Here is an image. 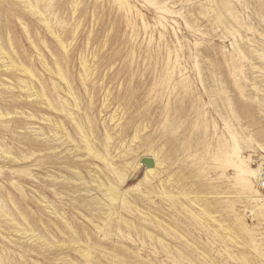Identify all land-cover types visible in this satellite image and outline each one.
Masks as SVG:
<instances>
[{
	"label": "rangeland",
	"instance_id": "obj_1",
	"mask_svg": "<svg viewBox=\"0 0 264 264\" xmlns=\"http://www.w3.org/2000/svg\"><path fill=\"white\" fill-rule=\"evenodd\" d=\"M32 1L46 6L44 14L23 0H0V46L13 61L0 59V146L9 153L0 155V201L29 230L0 216L6 264H264V0H220V19L214 0ZM21 79L32 88L20 87ZM71 112L97 149L108 144L114 161L133 172L124 188L147 167L129 163L162 161L131 203H116L129 223L72 193L84 186L67 179L80 171L89 178L92 163L111 168L87 155ZM49 117L65 124L77 151L58 147ZM71 159L77 171L65 169ZM183 187L201 195L206 213L164 193Z\"/></svg>",
	"mask_w": 264,
	"mask_h": 264
},
{
	"label": "bare ground",
	"instance_id": "obj_2",
	"mask_svg": "<svg viewBox=\"0 0 264 264\" xmlns=\"http://www.w3.org/2000/svg\"><path fill=\"white\" fill-rule=\"evenodd\" d=\"M21 1V0H20ZM37 1V0H36ZM214 2H216L215 4L216 5V8L218 10V17L219 19L220 18H225L226 17V14H225V11H224V6L222 5V2L220 0H214ZM23 3H25L24 6L26 7H29L33 10H35V12H37L38 14L42 15L44 14V9L46 8V6H44L45 8H42L41 6H39L35 1H32V0H23ZM30 9V10H31ZM217 17V19H218ZM45 18V19H44ZM43 20L45 23H48V19H46V17H44ZM50 23V22H49ZM51 27V23L49 25ZM49 27V28H50ZM59 33H55L56 36H58ZM60 36V35H59ZM58 36V37H59ZM0 59L1 60H5V59H8V62H10V64H13V61L11 60V57H10V54L9 52H6L3 50V48L0 46ZM10 59V60H9ZM15 63V62H14ZM18 63V62H17ZM19 64V63H18ZM21 65V64H20ZM86 65V64H85ZM22 69V68H21ZM25 73L29 74V76L33 75L32 74V70H30L29 68H23V70ZM57 71V70H56ZM60 72V71H59ZM28 76V75H27ZM208 76H210L212 79L215 78V75L213 72H210L208 74ZM62 77V76H61ZM65 78V77H64ZM28 79V78H27ZM30 80V79H28ZM26 79H21V83L20 81L18 83H20V87H22L23 89H27V91L29 89H31V82ZM64 80V79H63ZM67 81V80H66ZM215 81V80H213ZM37 82V81H36ZM17 84V83H16ZM14 84V85H16ZM17 86V85H16ZM19 86V84H18ZM61 87V86H60ZM21 88V89H22ZM34 88V87H33ZM71 88V87H70ZM36 89V88H35ZM41 89V88H40ZM42 89H45L42 87ZM69 89V88H68ZM67 89V90H68ZM213 92L215 94L218 95V98H219V102H220V106L224 109V111L229 114L230 116H232L233 114V107H232V104H231V101H229V99H227V96H225V94H223L221 92V89L220 87L218 86V83L215 82L213 84ZM39 91V90H38ZM26 92V91H25ZM35 92V91H34ZM37 92V91H36ZM45 92H46V89H45ZM68 92L70 93V90H68ZM38 93V92H37ZM44 94V91H40L38 95L40 94ZM47 93V92H46ZM36 95V94H35ZM73 96V95H72ZM71 96V97H72ZM44 97V96H43ZM48 98V96H47ZM39 99V98H38ZM74 99V98H72ZM70 100V99H69ZM66 102V101H65ZM46 105V104H45ZM69 105V104H68ZM51 106L53 108V105L51 102H49L48 104V107ZM70 106V105H69ZM72 107H78V102H76V99L73 100L72 104H71ZM55 110H57V108H53ZM72 109V108H71ZM18 112V111H17ZM76 112V111H75ZM75 112H71L70 115L71 118L75 121L76 125L78 126L79 129H81L83 132L82 136L84 138V141H85V146L87 148V155L89 156L90 154L91 155H94V156H97L99 158H101L100 160H103V162L105 161V163L110 166L111 168V172L108 173L106 172L99 164H95V163H92L93 167L91 168H88L89 171H87V173L90 175L89 178H87L86 175L83 174V172L80 171L79 173V176L78 178L76 179H73V178H69L67 179L69 182L67 183H75L76 181H81L83 184V188L81 190H74V192L72 193H83L85 194L87 197H90L91 200H93L95 202V206L97 205V208H95V210L98 211V213H101V214H105L106 215V218H110L111 216L113 215H116L115 218H119L121 220H123L125 223H129V219L126 218L116 207V203L118 202H121V203H131L130 201V197H131V193L133 191H136L138 188H140V186L146 184L147 182L150 181L151 177L154 176L155 174H157L158 172V169L160 168V166L162 165V161L160 159H155L154 160V165L153 166H149V167H146V171L143 175V177L139 178L137 180L136 183H134L133 185H131V187L129 188H124V183L132 176L133 172H131V170L124 164V165H120L118 163H116L114 161V158H115V155H113L111 153V150L109 149V145L106 144L105 147H104V151L102 152L101 150L97 149V145L95 143V141L91 138V135H90V132L88 131V129L81 123V119L78 118L77 114ZM20 113L22 114H27V112H23L21 111ZM82 114V113H81ZM80 114V115H81ZM0 115L1 114V111H0ZM32 115V113H31ZM45 116V115H44ZM69 116V117H70ZM31 117H36V118H39V119H42L44 118L45 120V117H39L37 115H32ZM50 118V117H49ZM54 117H52V119L50 118L49 120L52 121L54 123V132H55V136H58V147H65L66 150L69 149L70 151H77L78 149V143L76 141V139L71 135L69 134V131H66L67 128L64 127L63 123L57 119H53ZM83 119V118H82ZM47 120V119H46ZM85 120V119H83ZM82 120V121H83ZM86 121V120H85ZM88 121V120H87ZM87 123V122H86ZM89 126H90V123H89ZM67 127V126H66ZM89 128V127H88ZM28 129H36V131L39 132H42V135H44L45 137H51L48 135V132L45 130V128H43L42 126H34V125H30L28 126ZM65 129V131H64ZM92 129V128H91ZM90 130V128H89ZM59 131H64L65 134L64 135H60V132ZM38 134V136H39ZM91 134H92V130H91ZM41 135V136H42ZM94 135H92L93 137ZM43 137V136H42ZM44 137V138H45ZM111 138V137H109ZM38 139V137L36 138ZM41 139V138H40ZM57 140V139H55ZM81 147V146H80ZM57 148V147H55ZM71 152V153H72ZM86 152V151H85ZM9 153L8 151L1 147L0 146V155L2 156H7ZM81 159V158H80ZM82 160V159H81ZM131 165L132 168H135V167H138L139 165H144L142 163V160L139 161V163H129ZM90 165V164H89ZM245 165L247 167H250V162L249 161H245ZM77 165L76 163H74L73 159H71V161L65 163V169L68 170V171H74L76 170L77 171ZM81 169V168H80ZM82 170V169H81ZM86 173V174H87ZM65 174V173H64ZM78 174V173H77ZM67 175V174H66ZM71 175V174H70ZM73 175V174H72ZM62 176V175H61ZM63 177V176H62ZM75 177V176H74ZM57 178V177H55ZM67 178V177H66ZM66 178L64 177V179L66 180ZM76 180V181H75ZM163 180V179H162ZM75 181V182H74ZM232 179H229L227 180L228 183H232ZM64 182V181H63ZM81 185H79L80 187ZM93 186V187H92ZM231 186V185H230ZM228 187L231 188V187ZM161 187H166L165 184L163 182H161ZM201 187V186H200ZM168 189V188H167ZM164 193H168V195H176V196H179V195H183L184 197L190 199L194 204L195 206L197 207L196 209L199 210L200 213H206V208L204 205H201L200 203H198L199 201L197 200L198 198L201 197V195H190L188 192H186L184 190V187L181 189L180 192L175 193V192H172V191H169V192H164ZM218 193V192H217ZM47 197L44 196V195H41L39 197H37V200H39L40 202H43V203H46L47 206L49 208L50 207V201H48V199H46ZM89 201V199H88ZM215 201V200H214ZM91 205V204H90ZM86 206H88L86 204ZM9 209V208H8ZM53 209V208H52ZM56 208H54L52 210L53 213H56V215L60 216V218H62L63 220H66V224H69L70 221L68 220V218L64 215V213H61V212H58V211H55ZM97 213V212H96ZM0 216L3 217L5 216L8 220H9V223L14 227V226H18L16 230L18 231H23V233H27V229L24 228L22 226V223L21 221H19V219L17 217H15V215L13 213H11L10 211L7 210V208L5 207V205L0 201ZM22 216V215H21ZM24 217V216H23ZM210 217L212 218V220L214 222H218L217 218L212 214H210ZM105 218V219H106ZM113 218V217H112ZM104 221V220H103ZM105 222V221H104ZM132 222V221H131ZM93 223V222H92ZM71 225V224H69ZM98 226V228L100 230H103L105 228L104 224L103 223H99V224H96ZM74 227V226H73ZM71 228V227H70ZM227 229V228H226ZM76 232V231H75ZM88 238V237H87ZM37 239V238H36ZM38 239H40V237H38ZM37 239V240H38ZM89 247V246H88ZM83 255H85L86 257H91L90 254H91V251L89 248H87L86 245H82L80 246V248L78 249ZM1 253V252H0ZM66 256V255H65ZM65 258V257H64ZM65 260H71L69 259V257L65 258ZM64 260V261H65ZM72 261V260H71ZM70 261V262H71ZM11 262V261H10ZM0 263L1 264H6V260L5 258L1 257L0 256Z\"/></svg>",
	"mask_w": 264,
	"mask_h": 264
},
{
	"label": "water",
	"instance_id": "obj_3",
	"mask_svg": "<svg viewBox=\"0 0 264 264\" xmlns=\"http://www.w3.org/2000/svg\"><path fill=\"white\" fill-rule=\"evenodd\" d=\"M142 163L145 164V166L149 167L153 165V159L149 158V157H145L142 160Z\"/></svg>",
	"mask_w": 264,
	"mask_h": 264
}]
</instances>
